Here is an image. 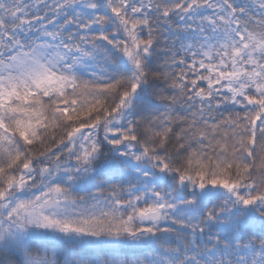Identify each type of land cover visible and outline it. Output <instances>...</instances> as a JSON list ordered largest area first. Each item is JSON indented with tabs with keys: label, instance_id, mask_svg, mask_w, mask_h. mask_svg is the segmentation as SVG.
I'll return each mask as SVG.
<instances>
[{
	"label": "snow or ice",
	"instance_id": "snow-or-ice-1",
	"mask_svg": "<svg viewBox=\"0 0 264 264\" xmlns=\"http://www.w3.org/2000/svg\"><path fill=\"white\" fill-rule=\"evenodd\" d=\"M0 264H264V0H0Z\"/></svg>",
	"mask_w": 264,
	"mask_h": 264
}]
</instances>
